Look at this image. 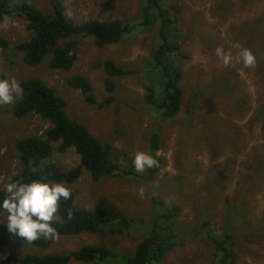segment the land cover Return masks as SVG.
<instances>
[{"label":"rangeland","instance_id":"374dc122","mask_svg":"<svg viewBox=\"0 0 264 264\" xmlns=\"http://www.w3.org/2000/svg\"><path fill=\"white\" fill-rule=\"evenodd\" d=\"M8 1L14 6L28 2L44 13L53 11L51 0ZM60 1L76 23L89 19L140 23L145 19L143 6L147 0H116L115 7L108 11L101 9L106 0ZM162 1L177 3L181 8L180 21L169 25L170 29L177 28L182 54L175 59L182 66L184 89L181 108L173 117H164L145 103L150 76L158 82L155 85L166 80L161 74L163 68L153 65L161 29L153 12L150 22L117 43L102 47L93 36L78 35V59L68 71L51 68L50 55L36 67L26 66L15 45L32 35L28 21L7 17L0 22V36L9 43L7 50L0 44V77L15 78L19 84L27 78L42 79L64 97L72 118L86 125L101 142L127 151L131 158L138 151L150 153L149 138L158 132L161 148L157 153L164 158L152 180L113 175L95 181L84 170L68 185L78 207L105 206L131 217L134 222L125 233L59 235L46 248L10 233L14 245L0 252V264L9 253L65 254L84 244H101L121 255H132L159 213L156 201L161 199L181 208L176 226L184 237L183 244L168 252L164 264H214L213 245L202 233L206 219L211 232L235 235L239 264H264V0ZM237 44L255 54L254 67L246 68L236 61ZM218 47L231 53V64L225 65L216 55ZM107 58L135 72L116 78L115 101L99 108L89 104L82 91L69 86L67 80L75 73L87 75L102 101L108 96L104 83L107 73L95 64ZM20 96L12 104L0 106L1 188L21 169L16 139L34 134L46 137L51 125L34 112L16 118L10 108ZM52 145L53 159L63 168L80 163L74 148L62 152L59 142ZM3 221L7 222L6 218ZM69 264L111 261L86 263L73 259Z\"/></svg>","mask_w":264,"mask_h":264},{"label":"trees","instance_id":"16d2710c","mask_svg":"<svg viewBox=\"0 0 264 264\" xmlns=\"http://www.w3.org/2000/svg\"><path fill=\"white\" fill-rule=\"evenodd\" d=\"M51 2L53 11L44 13L28 2L14 6L8 0H0V22L7 17H24L28 21L27 27L32 35L15 45V49L23 54L22 61L26 66L36 67L50 55L51 68L68 71L78 59V35L93 36L95 43L102 47L117 43L133 36L138 26L150 22L149 15L153 12L156 21L161 24L158 45L153 53V65L155 69L163 68L161 74L166 80L160 85H155L158 82L150 76V81L146 85L145 103L154 106L164 117L178 114L184 92L181 85L183 70L175 58L182 53L177 28L175 26L174 29L169 28L171 23L180 21L181 8L177 3L165 4L162 0H147L143 6L145 19L140 23L120 19L111 21L89 19L76 23L66 13L60 0H51ZM115 5L116 0H106L101 4V9L108 11ZM0 44L5 50L9 47L7 39L2 36H0ZM95 66H103L107 73L104 83L108 96L102 101L99 102L87 75L75 73L67 81L69 86L82 91L89 104L104 108L116 99L114 96L116 78L133 74L135 70L119 65L112 58L99 61ZM0 78H5V75H1ZM20 85L23 92L10 108L12 114L19 119L26 118L34 112L43 119L49 120L51 125L46 130V137L34 134L16 139L15 146L21 169L10 182L42 179L65 183L69 187L68 185L76 182L83 175L84 170H87L95 181L113 175L147 181L152 180L160 171L164 158L157 153L161 148V137L158 132H154L149 138V151L158 161V165L138 173L132 164L133 158L127 151L119 150L109 142H101L86 125L69 115L66 109L67 101L54 87L37 77L24 79ZM53 142H59L58 150L62 152L74 148L80 156V163L68 169L63 168L53 159ZM3 195V192H0V199ZM156 202L159 213L152 219L147 234L136 245L132 255H121L118 251L101 244H84L65 254L40 256L29 253L20 256L9 253L2 264H69L73 259L86 263L111 261V264H164L168 252L184 243V237L176 226L181 208L166 199ZM133 222L127 214L105 206L78 207L75 193L72 191L69 200L60 201L58 220L53 222V226L59 235H75L83 232L115 235L125 233ZM6 224L5 221L0 223V252L9 250L14 245ZM208 224L209 221L206 219L202 224V233L213 245L214 264H239L235 235L230 232L223 234L211 232ZM53 241L41 238L34 243L46 248Z\"/></svg>","mask_w":264,"mask_h":264},{"label":"clouds","instance_id":"9594fccd","mask_svg":"<svg viewBox=\"0 0 264 264\" xmlns=\"http://www.w3.org/2000/svg\"><path fill=\"white\" fill-rule=\"evenodd\" d=\"M236 47L239 49L236 61L242 62L246 68L254 67L257 63L255 54L239 44ZM215 52L225 65L232 63L233 57L230 52H225L219 47ZM22 92L23 89L15 78H0V106L12 104L16 96ZM132 164L136 172L143 173L146 169L156 167L158 161L150 153L138 151ZM0 192L4 194L0 199V223L6 218V226L10 233L28 242H35L41 238L58 239L59 234L53 222L58 220L60 201L72 197L69 187L61 182L42 179L30 182L12 181L4 184ZM139 194L141 197L144 196L143 188Z\"/></svg>","mask_w":264,"mask_h":264}]
</instances>
